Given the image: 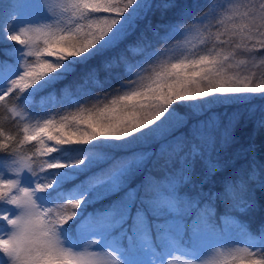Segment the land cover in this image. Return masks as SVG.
I'll return each mask as SVG.
<instances>
[{"label":"snow or ice","instance_id":"6c2138e0","mask_svg":"<svg viewBox=\"0 0 264 264\" xmlns=\"http://www.w3.org/2000/svg\"><path fill=\"white\" fill-rule=\"evenodd\" d=\"M257 69L264 0H0V264H264Z\"/></svg>","mask_w":264,"mask_h":264},{"label":"trees","instance_id":"16d2710c","mask_svg":"<svg viewBox=\"0 0 264 264\" xmlns=\"http://www.w3.org/2000/svg\"><path fill=\"white\" fill-rule=\"evenodd\" d=\"M43 95V94H42ZM98 95H103V93H98ZM37 99L39 100V97H37ZM252 103L253 104H260V103H264V101H261L260 99H259V97H256V98H254L253 100H252ZM74 110V109H73ZM3 112H2V110H0V118H2L3 117ZM4 127H5V129L6 130H8V129H10L11 130V132L13 133V134H15V132H16V126H15V124L14 123H9L8 121H4ZM250 127V126H249ZM21 128H22V125H21ZM247 133H248V129H245V128H238L237 129V135L238 136H246L247 135ZM257 142L259 143V139L257 140ZM24 150L26 151V152H30V146L29 145H25L24 146ZM81 179H83V177H81ZM100 205L99 204H97V205H95V207H99ZM89 211H91L92 210V206H90L89 207V209H88ZM258 222V221H257ZM255 223L256 222H254L253 223V227H255Z\"/></svg>","mask_w":264,"mask_h":264},{"label":"rangeland","instance_id":"374dc122","mask_svg":"<svg viewBox=\"0 0 264 264\" xmlns=\"http://www.w3.org/2000/svg\"><path fill=\"white\" fill-rule=\"evenodd\" d=\"M257 71H264V69H257Z\"/></svg>","mask_w":264,"mask_h":264}]
</instances>
